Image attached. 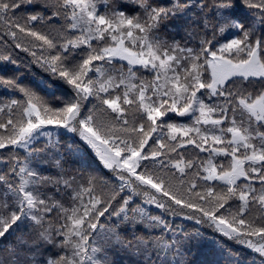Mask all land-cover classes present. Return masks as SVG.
Returning <instances> with one entry per match:
<instances>
[{
    "label": "snow or ice",
    "instance_id": "1",
    "mask_svg": "<svg viewBox=\"0 0 264 264\" xmlns=\"http://www.w3.org/2000/svg\"><path fill=\"white\" fill-rule=\"evenodd\" d=\"M0 62V264H264V0H0Z\"/></svg>",
    "mask_w": 264,
    "mask_h": 264
},
{
    "label": "trees",
    "instance_id": "2",
    "mask_svg": "<svg viewBox=\"0 0 264 264\" xmlns=\"http://www.w3.org/2000/svg\"><path fill=\"white\" fill-rule=\"evenodd\" d=\"M114 2V0H113ZM21 56H23V53H20ZM13 71H20V72H25L26 75V79L28 77H32L35 76V79L37 81V83L33 84L34 87H36L37 91H41V89L37 86L38 85V81L40 79H44L47 83L52 84V81L48 80L47 76L37 67L32 66L31 71H27L23 68H15V66H12L10 64H4L2 62H0V73H11ZM145 76H147V73H144ZM29 83H32L31 80L28 81ZM53 87H58V85L53 84ZM41 94H44L41 91ZM59 93L57 92H53L52 95H58ZM7 93L0 88V96H6ZM0 168H2V165H0ZM210 234V233H209ZM197 250H198V258H203V259H208V260H216L218 259V253L216 252L215 249V245L212 241L210 240H201L198 242L197 245ZM241 251H247L246 249H241Z\"/></svg>",
    "mask_w": 264,
    "mask_h": 264
}]
</instances>
